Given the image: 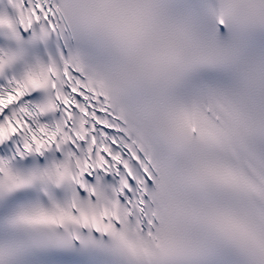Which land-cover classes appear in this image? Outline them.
<instances>
[{
    "label": "snow or ice",
    "instance_id": "1",
    "mask_svg": "<svg viewBox=\"0 0 264 264\" xmlns=\"http://www.w3.org/2000/svg\"><path fill=\"white\" fill-rule=\"evenodd\" d=\"M0 264H264V0H0Z\"/></svg>",
    "mask_w": 264,
    "mask_h": 264
}]
</instances>
